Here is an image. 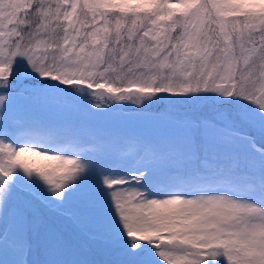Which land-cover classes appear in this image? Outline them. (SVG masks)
Instances as JSON below:
<instances>
[{
    "label": "snow or ice",
    "instance_id": "snow-or-ice-1",
    "mask_svg": "<svg viewBox=\"0 0 264 264\" xmlns=\"http://www.w3.org/2000/svg\"><path fill=\"white\" fill-rule=\"evenodd\" d=\"M0 264H264V0H0Z\"/></svg>",
    "mask_w": 264,
    "mask_h": 264
}]
</instances>
